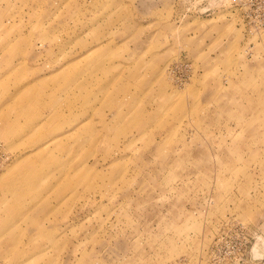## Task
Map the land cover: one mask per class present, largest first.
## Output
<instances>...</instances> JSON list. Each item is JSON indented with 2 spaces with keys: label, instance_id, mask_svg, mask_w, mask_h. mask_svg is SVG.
I'll return each mask as SVG.
<instances>
[{
  "label": "rangeland",
  "instance_id": "1",
  "mask_svg": "<svg viewBox=\"0 0 264 264\" xmlns=\"http://www.w3.org/2000/svg\"><path fill=\"white\" fill-rule=\"evenodd\" d=\"M0 150V264H264V0H0Z\"/></svg>",
  "mask_w": 264,
  "mask_h": 264
},
{
  "label": "built area",
  "instance_id": "2",
  "mask_svg": "<svg viewBox=\"0 0 264 264\" xmlns=\"http://www.w3.org/2000/svg\"><path fill=\"white\" fill-rule=\"evenodd\" d=\"M235 5H236V7L240 8L241 11H243V12L247 11L248 6L246 4L236 3V1H235ZM239 6H242V7H239ZM238 8H237V10H238ZM198 11H199V9L195 10L196 13H198ZM209 11H211L210 7H207V8L202 10L203 13H207ZM212 13H214V12H212ZM212 13H210V14H212ZM251 21H253V19ZM255 22H259V20H256ZM8 161H9V156L6 155L5 153L1 152V150H0V174L3 171L5 165H7Z\"/></svg>",
  "mask_w": 264,
  "mask_h": 264
},
{
  "label": "bare ground",
  "instance_id": "3",
  "mask_svg": "<svg viewBox=\"0 0 264 264\" xmlns=\"http://www.w3.org/2000/svg\"><path fill=\"white\" fill-rule=\"evenodd\" d=\"M7 166H8V164H7V165H5V167H4V169H3V171H4V170L7 168ZM3 171L1 172V174L3 173ZM1 174H0V175H1Z\"/></svg>",
  "mask_w": 264,
  "mask_h": 264
}]
</instances>
